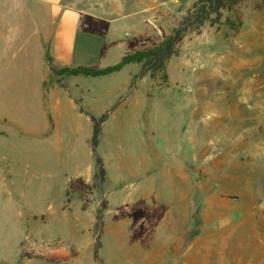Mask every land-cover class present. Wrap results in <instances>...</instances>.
Instances as JSON below:
<instances>
[{
  "label": "rangeland",
  "instance_id": "rangeland-1",
  "mask_svg": "<svg viewBox=\"0 0 264 264\" xmlns=\"http://www.w3.org/2000/svg\"><path fill=\"white\" fill-rule=\"evenodd\" d=\"M106 1L116 6L102 14L131 27L119 30L131 45L102 59L88 49L83 65L156 45L195 0ZM46 16L35 4L26 12L0 2V264H98L97 236L102 264H264V0L188 35L180 56L128 93L125 75L44 90ZM84 38L78 53L94 47ZM121 92L133 101L119 111L129 116L121 123L111 111L97 147L105 182L73 194L69 182L94 170L92 123L63 100L69 94L97 117ZM55 100L64 105L59 122Z\"/></svg>",
  "mask_w": 264,
  "mask_h": 264
},
{
  "label": "crops",
  "instance_id": "crops-1",
  "mask_svg": "<svg viewBox=\"0 0 264 264\" xmlns=\"http://www.w3.org/2000/svg\"><path fill=\"white\" fill-rule=\"evenodd\" d=\"M1 1L2 0H0V2ZM15 1L19 3V6H24L26 12L29 9H31L32 11L33 4H35L36 8H39L40 10H44V12L47 13L46 21L43 24L49 26L50 31L47 35L45 34V32L43 33L40 31L39 40L46 39L49 42L48 52L52 57L51 58L52 63L58 68L74 67V66L75 67L90 66V65H83L85 64V60L89 59V56H87L88 49L90 50L93 49L96 52H98L99 58L102 59L104 53H106V51H110L111 49L110 47L112 46H114V48H117L118 50H122L125 46L131 45V40L133 39V37L131 40L128 39V37L126 36L127 33H125V39L122 40L119 39V30H123V29L127 30L130 29L131 27L124 26L122 23L119 24L120 21L118 19H114V18L108 19L104 14H102L108 11L110 7L115 8L116 6V5H111L109 7L108 2L106 0H102V2L100 0L99 1L98 0H15ZM100 28L107 30L104 31L98 30ZM79 33L84 34L85 43H88L89 45H92L94 47L93 48L86 47L83 49L81 53H78L77 38L79 37ZM133 33L135 34L134 35L135 37L139 38V40L143 38L144 35L143 32H140L137 29H135ZM106 34L108 36H106ZM99 36H106L107 38L104 41L98 43L96 39H98ZM98 59L96 61H99ZM91 66H96V65H91ZM96 68H100V67L96 66ZM138 71H139V67L137 64H129L126 65L119 72L117 73L115 72L113 74L101 78L107 77L114 79L118 77V75H125L124 77H122L119 86L120 88H123V91H125V93L126 92L128 93L130 92V90H132L129 87L130 80L132 79L133 75L138 73ZM77 78H82V77H77ZM133 88L135 87L133 86ZM55 90L56 89H53L52 94L54 93V96L57 97L59 91L61 90L58 91ZM122 92L120 93V95L116 96L115 101L112 104L111 110L106 111L108 112V119L105 122L109 121L111 116L117 117V115L120 114L119 111L121 110L122 106L125 109H127L129 105L133 103V101H130L129 103H125L126 100H122L123 99ZM63 101H65V103L69 105H72L73 109L78 112L80 118L83 117L84 115L85 117H88L90 119L89 115L92 114L89 113L87 110H85L81 105L80 106L83 108V110L87 112L89 115H87L85 112H80L78 110L77 105L74 103L73 99L70 98L69 94H67V99L65 98ZM78 101L80 103V100ZM54 104H55L54 108L56 109L57 112L56 121L59 122L61 120L62 113H64L63 112L64 105H62L61 101L59 100H55ZM111 111H113V113L110 116ZM103 113L105 112H100L99 116L95 118H99ZM120 115L123 117L120 122L123 123L126 122V117L129 116V112H123ZM105 122L103 123V125L105 124ZM103 125H102V130H103ZM58 127L59 125H56L54 133L57 131ZM102 130H101V135H102ZM90 171L91 170H89L88 175L86 177L80 176L77 178H83L87 183H89L88 181L90 180L94 182L93 180L94 170L91 172ZM106 176H107V172H106ZM62 210L64 211L63 208Z\"/></svg>",
  "mask_w": 264,
  "mask_h": 264
},
{
  "label": "trees",
  "instance_id": "trees-1",
  "mask_svg": "<svg viewBox=\"0 0 264 264\" xmlns=\"http://www.w3.org/2000/svg\"><path fill=\"white\" fill-rule=\"evenodd\" d=\"M249 0H195L190 8L186 11L185 16L179 23L171 29L168 37L164 38L156 45L146 50H136L121 57L118 62L105 67L96 68V66H77L58 68L52 63V57L48 50L45 52V63L47 65V77L42 82L44 90L54 88H65L62 83L66 79L77 77L101 78L113 73L119 72L126 65L137 64L138 73L132 76L130 80V89L133 88L135 81H138L148 74L154 75L160 72L166 61L172 57L180 56V45L185 38L192 34H201L204 26L214 27L219 25L226 12L231 11L239 4ZM228 21V19H227ZM75 104L80 112H85L79 105V101L75 100ZM89 115L87 112H85ZM92 123V133L89 141L90 149L94 159V175L93 183H87L83 178L71 180L68 189L73 194L83 195L91 189H100L106 179V170L103 166V160L97 152L98 143L100 142L101 130L103 123L108 119V112L103 113L99 118L89 115ZM68 194V191H66ZM107 201H102L96 210L94 227L100 229L103 221V211L107 207ZM84 209V206L83 208ZM98 236L96 237V245L94 247L93 256L97 261V250L99 248Z\"/></svg>",
  "mask_w": 264,
  "mask_h": 264
}]
</instances>
